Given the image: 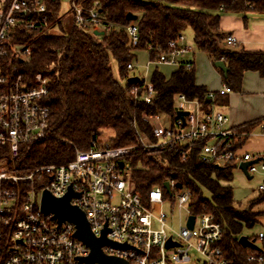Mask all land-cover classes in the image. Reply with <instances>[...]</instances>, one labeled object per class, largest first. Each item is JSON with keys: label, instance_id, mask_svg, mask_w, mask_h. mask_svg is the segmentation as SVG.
<instances>
[{"label": "built area", "instance_id": "obj_1", "mask_svg": "<svg viewBox=\"0 0 264 264\" xmlns=\"http://www.w3.org/2000/svg\"><path fill=\"white\" fill-rule=\"evenodd\" d=\"M99 8V2L85 7L72 0L74 24L85 32L110 30ZM47 13L44 0L0 2V264H83L80 260L89 256L90 249L75 237L73 223L59 224L52 214L43 213L45 191L56 199L70 191L75 194L70 202L85 213L94 236L99 238L106 230L105 236L112 242L102 248L107 257L129 264H234L222 249L223 226L211 214L192 213L189 188H179L172 180L168 190L164 185L155 186L143 199L127 159L136 148L167 151L178 145L184 146L185 157L197 141L209 138L211 141L201 150L204 163L223 167L231 161L239 166L258 160L248 167V173H264V158L260 155L242 149L222 152L216 145L238 135L236 129L225 127L229 119L222 112H204L198 101L179 94L176 110L187 112L185 123L178 117L166 122L159 116L144 114L153 138L139 133L136 146L113 148L93 143L87 150H77L66 164L26 170L20 163L24 147L48 137L50 109L45 100L49 78L37 73L30 85L23 83L14 62L29 57L31 49L24 46L22 36L39 32L48 22ZM127 30L136 44L137 27L132 25ZM235 42L233 36L225 39L227 46ZM168 46L155 63L192 68V63L180 62L183 55L193 51L184 34ZM128 69L132 72L134 63ZM145 86L147 93L142 99L150 103L155 91L150 82L145 81ZM219 93L232 90L225 86ZM213 96L208 93L209 98ZM258 189L264 192V183ZM167 205L170 212L164 210ZM191 216L195 218L193 228L188 225ZM249 239L256 245L257 241L264 243V231ZM246 264H264V253L250 254Z\"/></svg>", "mask_w": 264, "mask_h": 264}, {"label": "trees", "instance_id": "obj_2", "mask_svg": "<svg viewBox=\"0 0 264 264\" xmlns=\"http://www.w3.org/2000/svg\"><path fill=\"white\" fill-rule=\"evenodd\" d=\"M45 2L47 24L37 33L22 36V43L31 53L25 61L14 62L23 83L30 85L37 73L49 78L45 100L50 109L48 137L23 148L20 163L26 170L69 163L77 150H87L93 143L101 147H130L138 144L139 133L153 138L143 115L174 121L179 94L198 101L204 112H212L209 92L196 85L193 66L188 70L181 64L170 78L155 70L150 80L155 96L150 103L142 99L147 93L144 80L128 82L132 77L128 65L134 63L137 52L146 51L155 62L167 52L169 42L187 29L192 30L198 51L206 53L213 62L225 63L228 72L223 81L232 91H241L248 71L264 77V51H233L225 47L226 35L220 28L224 14L245 19L248 13L264 15V0H78L85 7L100 3V13L111 29L99 36L78 28L71 9L61 15L60 0ZM129 13L136 15L137 20H128ZM132 25L138 29L136 44L127 30ZM111 59L117 64L122 82L113 75ZM106 130H112L113 135L104 142L100 138ZM251 130V125L236 128L237 136L216 145L222 152L242 149ZM210 141H197L185 157L183 145L167 151L136 148L127 158L132 180L143 199L155 186L172 180L189 188L192 213L213 215L224 229L221 245L226 257L234 264H246L250 254L264 253V243L260 250L244 248L239 243L244 230L253 229L259 223L257 218L264 215L255 211L264 202V192H259L245 207L238 204L229 185L237 163L231 161L218 168L201 160V150Z\"/></svg>", "mask_w": 264, "mask_h": 264}, {"label": "crops", "instance_id": "obj_3", "mask_svg": "<svg viewBox=\"0 0 264 264\" xmlns=\"http://www.w3.org/2000/svg\"><path fill=\"white\" fill-rule=\"evenodd\" d=\"M220 28L226 35L224 38L225 47L233 51H264V15L248 13L247 19H245L241 15L224 14L220 20ZM228 36H233L236 40L231 48L225 45V39ZM189 46H194L193 51L183 55L180 62L192 63L195 70L196 85L204 87L209 93H214L213 98H210L209 101V109L222 112L228 117L229 122L226 124V128L236 129L251 125V133L247 137L242 150L264 158V77L257 72L248 71L244 74L241 91L220 94V90L227 86L223 81L224 73L215 66L216 62H213L206 53L197 50L194 38ZM141 52L136 54L133 72L136 71V64L141 59L144 63L146 62L149 71L153 67L148 77L140 76L138 77L139 80L150 82L155 70H159L166 78H170L172 73L179 68V66L176 68L173 65L155 63L150 60L146 51ZM133 74L132 77H137L135 73ZM259 174L262 178L258 188L264 183V173ZM250 177V179H253V175L250 174ZM260 206H264V202L256 208ZM258 212H264V209L258 210ZM257 219L264 229V215Z\"/></svg>", "mask_w": 264, "mask_h": 264}, {"label": "water", "instance_id": "obj_4", "mask_svg": "<svg viewBox=\"0 0 264 264\" xmlns=\"http://www.w3.org/2000/svg\"><path fill=\"white\" fill-rule=\"evenodd\" d=\"M127 19L130 21H136L137 16L129 13L127 15ZM95 35H103V31H95ZM215 66L219 68L224 74H227L228 69L225 65V63L221 61H217L215 63ZM139 81L138 77H131L128 82L129 83H137ZM187 116V112L185 111H178L177 117L181 119L183 123H185V117ZM258 160L255 161H248L243 162L239 165V169L243 171L246 177L249 179L250 174L248 173V167L257 163ZM121 166H123V162L120 163ZM219 168V166H216ZM166 189H169V183L166 182L164 184ZM178 187H181V184H178ZM75 194L70 191L64 198L56 199L54 198L49 192H44L42 196V203H41V209L45 215H53V218L58 221L59 224H62L64 222H71L76 226L75 231V237L82 241L89 249L90 254L88 257L81 259V263L83 264H129L125 260L119 259V258H111L104 255L102 248L106 245L112 244L111 241H109L106 238V230L103 232V235L99 238L95 237L92 233L89 222L86 218L85 213L80 210L78 207L73 206L70 202L71 198ZM194 216H191L189 219V228H193L194 226ZM239 243L244 248H251L254 250H260V247L256 245L253 241L249 239L248 236H241L239 238ZM172 244L169 243L168 247H171Z\"/></svg>", "mask_w": 264, "mask_h": 264}, {"label": "rangeland", "instance_id": "obj_5", "mask_svg": "<svg viewBox=\"0 0 264 264\" xmlns=\"http://www.w3.org/2000/svg\"><path fill=\"white\" fill-rule=\"evenodd\" d=\"M140 1L147 2V3H158V2H160V0H140ZM60 2H61V15H65L70 9L71 0H60ZM184 35L186 38V43H187V45H189L193 41L192 30L187 29L185 31ZM229 47L231 48L233 46H229ZM141 53H143V52H141ZM142 56H144V55H142ZM142 60L143 59H141L140 62H138L136 64V67H137L136 71H134V72L132 71L131 76H134L133 73H135V75L137 77H140V76L141 77H143V76L148 77L149 72H151L153 66L150 68V71H149L147 69L148 67L146 66V62L144 63ZM110 66L112 68L114 77L122 82V80L119 78L117 64H116L114 59H111ZM174 67L177 68L178 66L175 65ZM112 135H113L112 130H106L105 132H103L100 140L107 142L108 138L111 137ZM261 178H262L261 174L257 173V174L253 175V179H248L245 176V174L243 173V171L240 170L239 168H237L234 172V180L229 184L233 188L235 201L238 204H240L242 207H245L249 201L257 198L259 195L258 185L260 183ZM205 195L209 196V194H207V193ZM263 207L264 206H260L258 208H255V211L263 210L264 209ZM164 210L167 212H170V205L165 206ZM173 212L177 216V209H175ZM174 226L176 228H178L177 223H175ZM263 230L264 229H263L262 225L260 223H257V225L253 229H245L243 235L251 238V237L257 236L258 233L260 231H263ZM257 245L262 246V243L260 241H257Z\"/></svg>", "mask_w": 264, "mask_h": 264}]
</instances>
